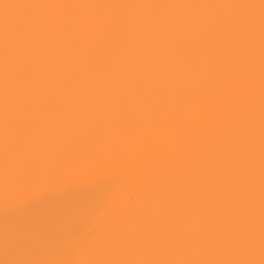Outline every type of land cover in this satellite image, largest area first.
Instances as JSON below:
<instances>
[{"label":"bare ground","instance_id":"bare-ground-1","mask_svg":"<svg viewBox=\"0 0 264 264\" xmlns=\"http://www.w3.org/2000/svg\"><path fill=\"white\" fill-rule=\"evenodd\" d=\"M0 264H264V0H0Z\"/></svg>","mask_w":264,"mask_h":264}]
</instances>
